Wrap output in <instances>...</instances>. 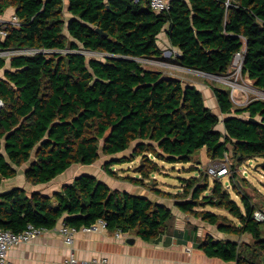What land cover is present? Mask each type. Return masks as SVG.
Masks as SVG:
<instances>
[{"label":"trees","instance_id":"trees-1","mask_svg":"<svg viewBox=\"0 0 264 264\" xmlns=\"http://www.w3.org/2000/svg\"><path fill=\"white\" fill-rule=\"evenodd\" d=\"M10 6L17 9L20 27L11 29L1 47L82 45L104 59L87 61L79 53L11 59L13 71L0 78V187L23 166L26 183L40 186L73 166L94 165L101 155L112 157L102 169L114 180L115 166L140 158L135 175L121 181L141 188L155 178L159 162L193 164L198 176L179 179L178 193L149 191L237 238L215 241L208 235L198 245L208 257L264 264V221L254 217L264 210L244 191L249 182L236 173L247 161H264V101L238 107L229 89L212 81L207 85L222 120L207 107L198 86L138 62H165L158 37L167 27L170 46L180 53L171 57L175 65L224 76L234 55L245 51L244 77L264 92V0H173L159 14L128 0H68V21L63 0H0V12ZM4 66L2 59L0 69ZM221 123L225 132L218 128ZM203 149L209 161H227L234 173L230 187L221 179L210 182L203 173ZM130 150V156L117 157ZM98 220L106 221L109 230L153 240L166 232L174 215L165 204L114 190L89 173L52 196L23 187L0 193V228L14 233L28 225L53 230L60 221L80 229Z\"/></svg>","mask_w":264,"mask_h":264},{"label":"crops","instance_id":"crops-1","mask_svg":"<svg viewBox=\"0 0 264 264\" xmlns=\"http://www.w3.org/2000/svg\"><path fill=\"white\" fill-rule=\"evenodd\" d=\"M63 1L65 5L64 17L68 21L71 19V15L67 12L68 0ZM16 11L17 9L14 6H10L3 12H0V14L4 19H8L14 14L17 15ZM166 30L167 27L164 28L159 35V40L161 39V41L165 42L164 46L169 52L179 53L177 49L170 46ZM161 35H164V37ZM67 49L76 51L86 50L82 45H80L78 49H72L69 47ZM86 59L89 61L98 58L86 57ZM10 62L11 59H4L5 66L0 69V78L5 79V73L7 71H13L10 67ZM161 70L164 73H171L180 78V73L174 72L170 69ZM181 80L191 84L196 82L195 78L186 76H182ZM196 86H198V89L202 92L207 107L210 108L214 114L224 119L225 116L222 117L223 115L221 114L218 102L209 86ZM238 101L244 106V104H246V97L241 95ZM220 131L225 132V130ZM201 166L202 164L200 167ZM73 167L52 182L48 183L52 184V187L54 188L51 193H42L47 196H52L54 193L59 192L63 185L71 183L79 175L76 174V166ZM25 170L26 168L21 174V170L19 169L18 175L15 178L3 181V184L0 187V193L6 192L15 187H23L28 191L26 184H31L26 183L24 177ZM68 172L70 173L68 174ZM92 175L96 176L114 190L129 192L134 195L144 196L157 201V199H155L156 196L145 188L135 187L127 182H119L110 178L105 173L104 175L100 174L98 176L96 174ZM19 177L22 178L20 183L16 181ZM31 187H35V190L31 189V191L28 192L38 191L36 186L31 185ZM159 203L165 204L172 209L174 220L166 232L156 239L144 240L140 236L130 232L122 233L121 237L117 238L116 231L109 230L108 228L106 231L88 233L83 231L82 229L85 227H82L78 229L74 235V243L70 246L66 244L65 238L60 233V229L64 226L63 221H60L55 229L44 232L38 239L11 249L9 252V260L14 264H61L73 255L76 260L107 259L108 264H236L233 262H225L218 258H210L200 250L198 246L208 235L212 236L215 241L222 239L234 240V238L220 233L217 227L210 226L201 219H196L184 214L172 205H167L164 202ZM215 212L222 214L224 211L218 212L216 210Z\"/></svg>","mask_w":264,"mask_h":264},{"label":"built area","instance_id":"built-area-1","mask_svg":"<svg viewBox=\"0 0 264 264\" xmlns=\"http://www.w3.org/2000/svg\"><path fill=\"white\" fill-rule=\"evenodd\" d=\"M132 3H145L147 4L154 12L162 13L170 9L171 3L173 0H128ZM20 27V19L17 15H12L8 19L0 14V42H4L10 34L11 29ZM79 53L86 57L92 58L96 54L103 55L101 53L86 51V50H71V49H46V48H3L0 46V59H12L14 57H35V56H45L51 57L54 55L65 56L68 54ZM170 57H177L180 53L177 52H167ZM104 57V55H103ZM245 60V51L236 53L232 59L231 66L228 72L224 76H213L214 81L219 82L220 84L227 87L230 91V98L232 102L237 106H243L239 103L236 92L242 93L246 97V104L251 102L253 99L264 101V92L259 90L254 86V83L244 77L243 68ZM146 60H138V62ZM147 62V61H146ZM151 63V62H147ZM165 66H168L165 64ZM184 69V68H182ZM181 70V69H180ZM201 73V72H198ZM203 74V73H202ZM206 75L207 74H203ZM252 98V99H251ZM244 104V105H246ZM4 108V102L0 98V111ZM232 173L231 168L227 161H215L211 162L207 167V174L214 178L219 179L221 177H227ZM255 219L259 222L264 221V214L260 211H257L254 215ZM107 222L104 220H98L95 224L90 227H85L82 230L85 232H99L107 230ZM45 229H39L33 225H28L27 229L21 233H14L12 231L4 230L0 228V264H14L9 260V252L14 247H18L22 244L32 242L38 239L41 234L46 232ZM78 229L73 227L63 226L60 229L61 235L65 238L66 244L72 246L74 243V235ZM122 231L118 229L116 231V237L120 238ZM61 264H108L107 259H91V260H76L72 255L70 258L65 260Z\"/></svg>","mask_w":264,"mask_h":264},{"label":"rangeland","instance_id":"rangeland-1","mask_svg":"<svg viewBox=\"0 0 264 264\" xmlns=\"http://www.w3.org/2000/svg\"><path fill=\"white\" fill-rule=\"evenodd\" d=\"M161 36L164 37V35H161ZM164 43L165 42L161 41V39L159 40V47L161 48V50L164 53L163 58H164L165 62H160V61H155V60H148L151 63H147L148 61L147 62L142 61V63L140 62L142 65H144L145 68H147V69H163V70H169L170 69L174 72L180 73L181 74L180 79L182 76L195 78L196 82H194L193 85H195V86L199 85V87H202V85H207L209 83H213L212 82V81H214L213 78H209L208 76L203 75L204 73L202 74V73H198V72L193 71V70L182 69L180 66L175 65L173 63V59H171V57L168 55L167 52H169V50L165 48ZM94 58H98L101 60L104 59L103 55H100V54H96ZM165 64H167L168 66H165ZM235 95L237 96V99H240L241 95L243 96V94L240 92H236ZM238 107H240V106H238ZM222 117H224V116H222ZM218 128L220 130L224 131L222 123L219 125ZM130 153H131V150L129 152L120 154L117 157L130 156ZM199 157H200V162L202 164V166L200 168L202 169L203 173L207 174V167L209 166L211 161L210 162L208 161L205 149L200 151ZM111 158L104 156V155H101L100 160L92 166H89V167L88 166H76V174H82V173L88 172L91 174H96L97 176L100 174L104 175V172H102L103 171L102 166L104 165L106 160H110ZM140 163H141V159L137 158L132 163L122 164L120 166H115L114 171H115L116 176L118 177V179H116V180H118L119 182H123V181H121V177H127V175L128 176H134L136 168ZM263 163H264V161H262V160L247 161L243 164V166L240 169H237L236 173L238 174V179L245 178L249 182V184L245 186L244 191L249 196H251L253 198V202L255 204H258L264 210V207L261 204L264 200V165H262ZM26 167L27 166H23L20 169L21 174ZM159 167H160V170L156 174L153 175V177H155V178L150 179L149 182H147L148 184H146V186L144 187L147 191H149V189L151 187H153V188L157 187V189L163 190L165 192L178 193V190L182 186L179 179L189 178L192 176H198L197 175L198 171L194 170L195 168L193 167V164L192 165L177 164V165L173 166V165L164 164L162 162H159ZM73 169H74V167H73ZM72 170H70V171H72ZM69 173L70 172H68V174ZM232 174H234V173L232 172ZM219 179H221V181L227 186V188L230 187V185H229L230 177L229 176L221 177ZM21 180H22L21 177H19V179H16V181L18 183H20ZM212 181H213V178L210 177V182H212ZM119 184H124V183H119ZM26 186L28 188V191H31V189L35 188V187H31V185H27V184H26ZM36 187H37L38 191H40L41 193L42 192L43 193H51L54 190V188L52 187V184H48L46 186H36ZM231 193H232V198L241 204V200H239V198L236 196V193L235 192H231ZM155 199H157V201H159V202H164L167 205L173 206L174 201L172 199H168L167 197H155ZM218 212H220V211H218ZM231 238H233V237H231ZM234 239H237V238L234 237ZM244 240L248 241V238H244Z\"/></svg>","mask_w":264,"mask_h":264},{"label":"water","instance_id":"water-1","mask_svg":"<svg viewBox=\"0 0 264 264\" xmlns=\"http://www.w3.org/2000/svg\"><path fill=\"white\" fill-rule=\"evenodd\" d=\"M96 32L97 33H99V34H101L102 36H105L104 34H103V32L101 31V30H96ZM208 77H213V75H207ZM249 122H251V123H257V121L255 120V119H249ZM262 165H264V163L262 164Z\"/></svg>","mask_w":264,"mask_h":264}]
</instances>
